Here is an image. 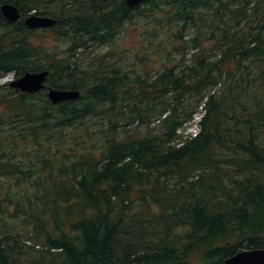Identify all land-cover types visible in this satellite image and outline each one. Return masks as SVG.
I'll use <instances>...</instances> for the list:
<instances>
[{"label":"trees","instance_id":"16d2710c","mask_svg":"<svg viewBox=\"0 0 264 264\" xmlns=\"http://www.w3.org/2000/svg\"><path fill=\"white\" fill-rule=\"evenodd\" d=\"M74 1L0 0L23 14L11 24L0 11V77L47 68L49 87L83 92L54 105L47 91L0 86V219L22 215L45 236L18 253L0 244V264H225L264 249V16L241 23L262 0H150L134 10L104 0L96 11ZM149 9L168 28L169 61L178 54L183 63L143 79L108 53L90 74L73 60L88 47L84 32L108 44L112 16ZM33 12L59 21L42 32L69 39V55L55 58L34 41L24 24ZM260 56L252 76L251 57ZM246 89L261 96L249 110ZM198 113L199 133L184 139L179 131ZM20 152L28 155L16 159ZM5 226L1 242L13 236Z\"/></svg>","mask_w":264,"mask_h":264},{"label":"rangeland","instance_id":"374dc122","mask_svg":"<svg viewBox=\"0 0 264 264\" xmlns=\"http://www.w3.org/2000/svg\"><path fill=\"white\" fill-rule=\"evenodd\" d=\"M85 3L86 10L91 9L90 11H96L97 8H101L104 6L106 2L104 0H95L84 2L82 0H76L74 2H69V5H74L81 7L82 4ZM70 7V6H69ZM250 11L248 13V16L246 19L241 22L242 25H252L257 26L259 21L264 16V0H262L260 3H252L250 6ZM257 9L258 11L255 13H251L253 9ZM67 9V8H66ZM80 12L82 10H79ZM70 15V11L67 13V10L64 12V15ZM121 15V16H120ZM257 17L255 19L254 18ZM249 19V20H248ZM255 19V20H254ZM252 20V21H251ZM249 21V22H248ZM109 22L114 25L112 30L115 29V37L112 42L108 44H100L99 41V35L101 33H94V34H87L84 32L82 35L86 39V43H88V47L81 49L80 51L73 52L76 54V57L73 58V60H77L78 55L82 57L79 60V63L81 64L82 70L85 72H88L90 74L91 70L96 71L97 67L101 65L104 61H102L100 58L103 57V54L108 53L109 56L107 57L106 61H113L115 63H119L120 65L126 66L125 69L131 68V71L128 72L130 75V78L137 77L136 75H140L141 78H149L154 79L158 77L162 72L164 71L165 67L167 65H171L170 62L174 64H178L180 61L183 63V55L179 56L178 54L173 55L172 59L169 61L170 54L168 53L169 47L165 46L164 43L169 41V32L167 26L164 27V25H161L156 21L154 18V10H142L141 13L138 14V17H134L128 20H124L123 14H116L115 16H112L111 19H109ZM109 22L107 24H109ZM253 22V24L251 23ZM0 23V28H1ZM4 27V26H3ZM16 32V31H15ZM22 31L19 30L18 35H16L15 40H18L19 42H24V34L21 33ZM2 33V31H0ZM8 33L9 34H12ZM6 35L5 37H7ZM190 36H186V39H188ZM34 41L45 48H47L51 53H56V57H65L66 55H69L68 46L70 45V40L67 38H59L56 39L55 35L51 34V32H42V31H36L33 35ZM156 41H155V40ZM149 40V41H148ZM215 52V51H214ZM214 52L207 53V55H210L214 57ZM82 53V54H81ZM189 55L188 57H190ZM110 57V58H109ZM43 59V57H41ZM59 58V59H60ZM99 58V59H97ZM99 60V61H96ZM45 61V62H44ZM42 64H48L46 60H44ZM95 64H94V62ZM52 64L56 65L58 62L54 60L50 61ZM93 62V63H92ZM121 62V63H120ZM250 71L252 76L258 75L262 68V56L260 57H251L250 60ZM92 63V64H90ZM98 64V65H97ZM256 66V67H255ZM258 66L262 68H258ZM95 67V68H94ZM105 67V66H103ZM255 67V68H254ZM87 68V69H85ZM89 68V70H88ZM91 68V69H90ZM135 73V74H133ZM256 73V74H255ZM133 75V76H132ZM15 74L10 72L8 74H4L2 78H0V86H7L8 83L15 80ZM57 79L58 83L67 85L68 84V77L67 80ZM90 80V79H89ZM222 88L219 86L217 87L216 93L219 94L220 90ZM241 90V89H240ZM254 89H246L244 91V97L242 99L243 103L248 104V106L243 107L244 109L250 108V103L253 102L255 99H259L257 97V92ZM256 93V94H255ZM255 96V97H254ZM257 97V98H256ZM242 107V106H240ZM0 106V113H1ZM202 107H200L201 109ZM200 119V114H197L195 117V121H192L188 124L186 129H182L181 134L184 135V139H187L190 131H196L197 125L196 122ZM136 125V124H135ZM135 125L128 127L127 129H131L135 127ZM158 125V122L152 123V128ZM141 129V128H140ZM154 131H158V129H154ZM199 132H197L195 135H197ZM194 135V136H195ZM27 152H20L17 153L16 159H23L24 156H27ZM239 170H235L232 174V176H236L238 174ZM259 175V173H258ZM257 175V176H258ZM6 179V178H3ZM224 180L230 181L229 178H225ZM14 212V211H12ZM34 221L32 219H26L22 215L19 218H14L8 215H5L2 219H0V225L4 229H6L5 225H8V229H12L13 236L6 241H0V244L3 245L2 247L6 249V253L8 252V243L15 245V251L18 253L20 251L19 246L27 244V246H33L35 241H40L41 243L45 242V236L43 234L41 235L39 228L33 225ZM1 232V231H0ZM5 237L2 235L0 237V240H3ZM11 245V246H12ZM42 246V245H41ZM36 248H39L38 246ZM27 250H31L29 248H24ZM196 264H204L203 261H196Z\"/></svg>","mask_w":264,"mask_h":264},{"label":"water","instance_id":"95a60500","mask_svg":"<svg viewBox=\"0 0 264 264\" xmlns=\"http://www.w3.org/2000/svg\"><path fill=\"white\" fill-rule=\"evenodd\" d=\"M149 0H126V4L130 9L148 2ZM4 16L11 22L21 20V13L19 9L12 4H5L2 6ZM57 24V20L50 17L30 16L26 19V25L30 29L49 28ZM50 72H28L22 77L12 82L11 86L17 88L24 93H39L46 87V81ZM81 97L80 90H59L50 88L49 98L53 104H59L65 101L76 100ZM226 264H264V249L247 250L226 261Z\"/></svg>","mask_w":264,"mask_h":264},{"label":"bare ground","instance_id":"6f19581e","mask_svg":"<svg viewBox=\"0 0 264 264\" xmlns=\"http://www.w3.org/2000/svg\"><path fill=\"white\" fill-rule=\"evenodd\" d=\"M248 17H249V16H248ZM52 18H53V17H52ZM249 18H250V17H249ZM254 18H255V16H254ZM256 18H257V17H256ZM256 18H255V19H256ZM255 19H254V20H255ZM248 20H249V19H248ZM257 20H258V18H257ZM245 21H246V20H245ZM245 21H243V22H245ZM251 21H252V20H251ZM248 22H249V21H248ZM251 23L253 24V22H251ZM239 27H240V26H239ZM251 28H252V27H251ZM241 29H242V28H241ZM244 31H245V30H244ZM154 40H155V39H154ZM148 41H149V40H148ZM155 41H156V40H155ZM81 58H82V57H81ZM109 58H110V57H109ZM97 59H99V58H97ZM97 59H96V61H99V60H97ZM93 62H94V61H93ZM93 62H92V63H93ZM109 62H110V60H109ZM111 62H112V61H111ZM92 63H90V64H92ZM115 63H116V61H115ZM120 63H121V62H120ZM250 63H251V62H250ZM94 64H95V62H94ZM117 64H119V63H117ZM97 65H98V64H97ZM255 67H256V66H255ZM255 67H254V68H255ZM94 68H95V67H94ZM88 69H89V68H88ZM90 69H91V68H90ZM255 74H256V73H255ZM132 76H133V75H132ZM65 79H66V77H65ZM55 89H59V88H55ZM59 90H66V89H59ZM68 91H73V90H68ZM74 91H75V90H74ZM253 91H254V90H253ZM255 94H256V93H255ZM254 97H255V96H254ZM39 102H40V101H39ZM151 125H152V124H151ZM151 127H152V126H151ZM195 136H196V135H195ZM224 153H225V152H224Z\"/></svg>","mask_w":264,"mask_h":264}]
</instances>
